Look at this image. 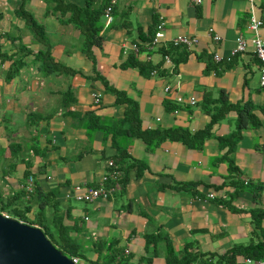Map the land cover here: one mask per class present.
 I'll return each instance as SVG.
<instances>
[{
    "label": "crops",
    "instance_id": "obj_1",
    "mask_svg": "<svg viewBox=\"0 0 264 264\" xmlns=\"http://www.w3.org/2000/svg\"><path fill=\"white\" fill-rule=\"evenodd\" d=\"M85 1L68 0L77 7ZM91 1L98 9L111 0ZM195 1L114 0L112 21L101 17L102 42L92 47L91 59L82 51V34L57 13L54 0H0L2 52L17 54L20 45L30 51L25 67L10 81L9 63L0 61V207L32 177L28 217L42 211L46 221L62 220L81 243L79 264H105L111 251L129 264H166L168 245L177 257L189 252L215 262L235 246L264 244V88L250 43L254 35L247 30L250 1ZM253 2L264 43V0ZM22 5L43 27L54 60L75 73L50 74L34 64L41 46L16 14ZM161 21L164 44L180 35L197 39L185 49V60L180 50L169 55L177 62L175 72L158 50L145 49ZM239 36L248 42L247 49L230 57ZM135 49L141 50L135 54ZM131 55L165 72L144 76L138 68H122ZM216 55L220 62L214 61ZM100 77L137 104L143 131L202 130L210 121L200 104L207 94L217 98L224 92L233 105L251 103L254 125L243 130L234 154L237 185L227 181L218 141L235 129L236 111L212 127L198 150L173 141L150 146L123 133L113 141L115 129L126 127V104L116 102ZM93 92L101 95L98 104ZM191 98L194 106L188 103ZM92 117L98 127L92 126ZM115 144L126 150L122 166ZM110 161L120 174L116 181L109 177ZM87 187L114 191L93 202L77 200ZM153 236L156 244L147 245ZM244 259L238 256L236 263Z\"/></svg>",
    "mask_w": 264,
    "mask_h": 264
},
{
    "label": "trees",
    "instance_id": "obj_2",
    "mask_svg": "<svg viewBox=\"0 0 264 264\" xmlns=\"http://www.w3.org/2000/svg\"><path fill=\"white\" fill-rule=\"evenodd\" d=\"M54 5V9L57 11V13H59L61 16H67L65 22L73 24L80 31L83 37L82 51L88 58L93 59L91 49L94 46L101 45L102 37L100 35V31L102 30V24L100 20L101 17L104 16L105 9L107 7L93 9L91 0H86L83 7H77L69 3L68 0H54ZM16 14L25 22V25L32 35L34 42L41 46L34 56V64H37L40 69L44 70L45 72H49L50 74L55 73L70 75L75 73L73 70L54 60L51 55L52 46L44 32L43 27L36 21L32 14L24 9L23 5L18 9ZM3 36L4 35H2L0 32V41ZM141 49H137L135 54H138ZM185 49L186 48L183 46H169L167 48H160L158 51L162 54V56H174L176 51L180 50L183 52V58L181 60H185L187 58V52ZM29 53L30 51L27 48L20 45L17 54L8 56L2 52L0 44V61L2 63H9V67L6 71L7 81L15 78L19 74L20 70L25 67V59ZM162 61L165 63L163 58ZM172 63L174 64L175 68L177 62L172 61ZM122 68H138L139 72L144 76H148L153 72H159L160 74L165 72L164 69L161 70V66L154 67L148 63H141L137 61L133 55H131L122 65ZM174 68L172 70H174ZM169 71L171 72V69ZM173 72H175V70ZM99 80L105 86L106 91L116 96L117 103L126 104L125 117L123 118V123L126 125V127L124 130L119 132L117 129H115L112 134L113 141H115L116 138L121 136L120 134L123 133L126 136L140 138L150 146H156L165 141H173L181 142L190 149L198 150L202 148L205 141L211 136L212 127L215 124L221 122L230 111H236L237 123L235 129L232 130L229 135L220 137L218 141L221 150H224L220 160L227 163L228 166L227 181L229 183H233V185H237L234 184L236 182L234 178H236L238 173L234 162V154L241 139L243 130H245L248 126L254 125V122H252L253 105L251 103H246L243 106L233 105L227 101V95L224 92L220 93L219 97L217 98H213L210 94H207L203 97V100L200 104L203 113L210 118V121L202 130L191 133L186 128L175 127L167 130L157 129L143 131L140 127L139 110L137 104L130 101L123 92L109 87L101 77ZM34 119V116L30 118L31 121ZM90 121L95 123L92 126H99L97 124V118L92 117ZM115 146L117 148V164L122 166L127 159L126 150L125 148H122L116 144ZM141 167V169L144 168L142 164ZM235 189L238 190V187H235ZM25 195L26 193L24 189H22V191L15 194L12 198L1 201L2 205L0 207V212L7 214L10 218L16 219L17 221L29 226L35 227V224H37V228L42 230L51 244L56 249L61 251L63 255L67 256L69 259L74 257L82 258L83 251L81 243H79V241L71 235V230L69 228L64 227L62 220L46 221L42 211L35 213L34 219L28 217V214L31 213L33 208L31 203L32 195H30L29 199L24 201ZM227 202L229 203L230 200ZM156 242L155 236L147 239V245H155ZM119 253L120 252L118 251H111L109 253V259L105 264H129L128 259H116ZM238 256L251 259H262L264 257V244L257 243L247 246H235L229 250V252L223 256H220L215 262L211 259V257L206 258L204 256L202 257L189 252H186L185 255L181 257H177L172 248L168 245L166 252V264H196L197 261H199V264H237L236 258Z\"/></svg>",
    "mask_w": 264,
    "mask_h": 264
},
{
    "label": "built area",
    "instance_id": "obj_3",
    "mask_svg": "<svg viewBox=\"0 0 264 264\" xmlns=\"http://www.w3.org/2000/svg\"><path fill=\"white\" fill-rule=\"evenodd\" d=\"M249 1H250L251 9H250V16H249L248 23H247V30L254 35L250 43L253 46V53L259 63L258 64L259 65L258 66L259 67V84L262 88H264V43L259 36V30L262 26V21L255 12V6H254L253 0H249ZM195 2L196 4H199L200 0H196ZM114 4H115L114 0H111L109 5L105 9L104 16L106 18L107 23H110L112 21V8ZM164 38H165L164 23L161 21L157 25L155 33L151 41L146 45L145 49L147 51H156L163 47L183 46L186 49L190 50L197 44V39L195 37H190L187 35L177 36L171 39L170 41H168L167 44H164ZM213 38L215 40H219V37L217 35H214ZM247 43L248 42L241 36L237 37L235 39V46L230 53V57H234L239 53L245 52L248 46ZM136 51L137 49H135V52ZM213 58L215 62H220L222 60L221 57L217 55L214 56ZM163 59H164L165 64L169 65L172 71V69L174 68V64L172 63L170 56L164 55ZM229 59L230 58H228V60ZM168 90H169V87H166L165 91H168ZM91 96L93 98L94 104H98L100 102L101 95L98 92H93ZM177 100L178 102H182L181 98H178ZM188 103L190 105H195L196 100L194 98H191L188 101ZM109 165L112 167V172L110 173L109 177L113 179L114 181H116L120 175L119 171L117 170L113 162L110 161ZM107 180H108L107 177L103 179L104 182H106ZM33 190H34L33 178L29 177L26 185L24 186V191L26 193L25 199H29L30 195L33 193ZM113 191H114V187H110V188L87 187L83 192H79L78 194H76V199L79 201L93 202L97 199L108 198L112 194ZM213 197H214L213 194L208 195V198H213ZM5 216L8 217L7 215ZM71 260L74 264H79L80 262L79 258H76V257L71 258ZM241 264H264V257L262 259L245 258Z\"/></svg>",
    "mask_w": 264,
    "mask_h": 264
},
{
    "label": "water",
    "instance_id": "obj_4",
    "mask_svg": "<svg viewBox=\"0 0 264 264\" xmlns=\"http://www.w3.org/2000/svg\"><path fill=\"white\" fill-rule=\"evenodd\" d=\"M0 264H74L41 229L0 213Z\"/></svg>",
    "mask_w": 264,
    "mask_h": 264
}]
</instances>
